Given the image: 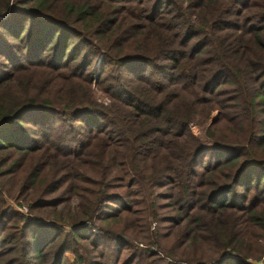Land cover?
<instances>
[{"label": "trees", "instance_id": "1", "mask_svg": "<svg viewBox=\"0 0 264 264\" xmlns=\"http://www.w3.org/2000/svg\"><path fill=\"white\" fill-rule=\"evenodd\" d=\"M0 177L79 201L0 181V264L260 260L264 0H0Z\"/></svg>", "mask_w": 264, "mask_h": 264}, {"label": "rangeland", "instance_id": "2", "mask_svg": "<svg viewBox=\"0 0 264 264\" xmlns=\"http://www.w3.org/2000/svg\"><path fill=\"white\" fill-rule=\"evenodd\" d=\"M96 93L99 98L102 97V95L99 92L96 91ZM218 117H219V112L218 111L213 112L209 116V119H207V122L205 124L198 125L196 122H194L190 124V129L194 135L198 136L201 139V141H203V143L205 142L207 144L208 140L205 138V131L209 126H211V124L215 120L218 119ZM0 181L3 184L4 188L6 189V191H10L9 195H11V197L10 196L5 197L7 206L11 207L16 212L27 216L28 218L38 217L42 219V221H53L52 220L53 218L54 219L58 218L59 220H63L62 222L65 223V224L62 223L61 226L65 230H68L66 221H68L69 219H74L75 215L78 213L79 201L77 198L74 197L69 203L61 204L57 207H51V208L36 212L35 214H32L30 213L29 205L31 206L33 204V199L37 198L40 195V192L29 191L26 194H22L18 187L19 181L17 177H15L13 180L0 177ZM150 229L151 231H154L156 229V223H152ZM169 243L170 242H164V244H166L167 246L169 245ZM139 247H142V245H139ZM189 252H191V255L193 254V250L192 251L189 250ZM227 253L229 254V252ZM67 257H68L67 259L69 262L73 261L72 254L70 253L67 254ZM255 258H256L255 256H252L248 258L246 262L249 264H263L264 263V256L260 260H256Z\"/></svg>", "mask_w": 264, "mask_h": 264}]
</instances>
